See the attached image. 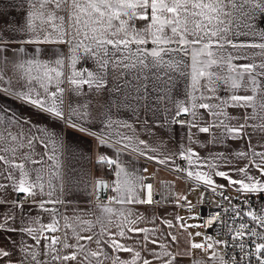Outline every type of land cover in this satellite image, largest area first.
<instances>
[{"label": "snow or ice", "instance_id": "1", "mask_svg": "<svg viewBox=\"0 0 264 264\" xmlns=\"http://www.w3.org/2000/svg\"><path fill=\"white\" fill-rule=\"evenodd\" d=\"M0 5V264H264V0Z\"/></svg>", "mask_w": 264, "mask_h": 264}, {"label": "crops", "instance_id": "2", "mask_svg": "<svg viewBox=\"0 0 264 264\" xmlns=\"http://www.w3.org/2000/svg\"><path fill=\"white\" fill-rule=\"evenodd\" d=\"M5 3H7V0H5ZM0 6H2V5H0ZM72 141H73L74 146H79L81 148V150H84V149L89 147V145L87 143V140L86 139L80 140L78 134L75 137L72 138ZM91 147H94V145H91ZM149 168H150V171L154 170V168L152 166H149ZM160 178L161 179L168 178V174L162 172L161 175H160ZM190 198L193 199L194 203L196 202L195 194L192 197H190ZM80 206L82 207L83 205H80ZM71 207H76V205H72V206H70V208ZM193 212L194 213H198V205L193 209Z\"/></svg>", "mask_w": 264, "mask_h": 264}, {"label": "built area", "instance_id": "3", "mask_svg": "<svg viewBox=\"0 0 264 264\" xmlns=\"http://www.w3.org/2000/svg\"><path fill=\"white\" fill-rule=\"evenodd\" d=\"M111 195V193H109ZM207 212V205L201 206L198 205V213L197 214H206Z\"/></svg>", "mask_w": 264, "mask_h": 264}]
</instances>
